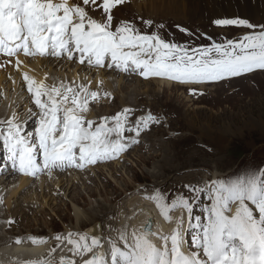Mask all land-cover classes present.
Returning <instances> with one entry per match:
<instances>
[{
    "label": "snow or ice",
    "instance_id": "1",
    "mask_svg": "<svg viewBox=\"0 0 264 264\" xmlns=\"http://www.w3.org/2000/svg\"><path fill=\"white\" fill-rule=\"evenodd\" d=\"M124 2L0 0V55L15 57L17 70L23 64L21 55L55 57L96 69L107 67L126 74L137 73L144 79L157 77L182 84L219 82L264 70V25H254L238 15L217 18L213 23L218 27L253 31L236 40L189 49L155 33L141 34L128 22L122 21L113 28L112 10ZM89 7L102 10L106 19L100 22L90 16ZM144 23L151 26L152 22ZM257 27L259 31H255ZM180 31L187 32L183 28ZM23 79L37 109H29V116L35 119L34 132L26 131L27 120L21 122L15 112L0 121V147L7 154L11 171L21 175L51 177L56 170L83 171L118 159L140 143L143 132L160 123L150 112L133 121L131 108L102 117L96 123L87 114L90 103L100 99L98 91H91L84 84L61 82L49 86L26 72ZM103 95L111 97L109 92ZM185 188L189 195H177L170 203L159 191L144 197L155 204L165 222L174 224L170 234L152 231V221L131 231L126 225L116 230L115 238L107 240L109 248L104 252L99 236L89 238L69 232L55 237L57 245L49 257L66 243L71 246L73 257L91 254L83 264H264V169L213 179L204 187ZM201 196L208 203L199 209L200 214H194ZM177 211L180 215L174 217L172 214ZM189 234L191 248L186 249ZM154 240H159V245ZM30 242L40 245L47 240L34 237ZM15 243L22 241L16 238ZM59 264L76 261L61 256Z\"/></svg>",
    "mask_w": 264,
    "mask_h": 264
},
{
    "label": "rangeland",
    "instance_id": "2",
    "mask_svg": "<svg viewBox=\"0 0 264 264\" xmlns=\"http://www.w3.org/2000/svg\"><path fill=\"white\" fill-rule=\"evenodd\" d=\"M163 5L165 6L166 4ZM95 11L99 13V10ZM100 12L102 15L96 19L103 22L106 18L101 10ZM112 15L113 28L118 26L120 21L128 22L141 34L152 35L155 33L167 42L185 45L189 49L209 46L213 42L223 43L225 39L236 40L253 31L242 27H218L213 23L215 19L226 16L202 19L200 21L194 18L189 20L180 18L181 20L178 22L174 18L179 17L178 15L167 14L171 20L165 23L162 9L158 10L157 13H150L145 12L142 8H131V6L114 8ZM118 15H121L122 18L114 20ZM131 16L136 19L143 18V20H131L129 18ZM238 16L247 19L254 25H264V19L255 21L256 19H250L241 14ZM147 19H158L163 22V27L156 25L146 26L144 21ZM180 28L186 29L187 32L180 31ZM259 30V27L255 29V31ZM187 34L191 38L188 39ZM9 59L13 60L15 57ZM28 60L31 59L28 57ZM68 62L74 63V61L70 60ZM13 64L14 62H5L7 67ZM12 69L9 70L13 73L17 74L19 72ZM90 69L94 74L98 72L97 70L102 69H107L108 72L117 71L106 67L101 69L91 67ZM10 71H7L8 74L6 72L7 77ZM117 72L122 74L124 80L120 83L121 86L114 87L113 93L106 90L101 84L92 86L90 90L98 91L100 94L109 92L111 95L118 94L119 98H126L128 94L142 93L141 88L144 85L138 87L134 83V78L142 82L159 81L153 77L144 79L137 73L126 74L120 71ZM112 74L115 73L112 72ZM117 76L118 74H115V77ZM20 80L22 81L21 78ZM167 81L172 87L169 89L165 88L163 94L158 95L154 99H149L151 101L142 98L143 100H139L141 102L137 101L135 104L124 101L125 105L123 106L118 104L108 106L107 99L101 95L98 102L90 103L91 113L89 111L87 118H94L91 120L96 121V123H99L100 119L97 121L95 117H112V113L121 112L122 107L126 105L145 103L146 107H143L140 111L141 116L150 112L159 118L161 125L159 127L160 132H157V130L143 132L140 137V143L122 154L118 159L89 166L83 171H75L80 174L88 173L83 177L86 183H82V181L77 182L78 184L76 183L78 186L77 192L80 196L79 204L81 206H78L81 207L80 210L91 211L98 205L97 203L109 206V202L113 198L119 199L115 202L112 201L113 203L110 205L117 203L116 205L124 208L126 207L124 204L126 199L139 190H142L143 194L148 196L153 195L157 191L151 188L153 184L161 186L158 191L170 203L177 196L175 193H178V195H189L185 185L198 182L199 187H204L206 183L213 179H228L249 170L264 169V70L257 69L251 73L219 82L182 84L175 81ZM21 83L24 95L31 97L25 84ZM137 91L139 93H136ZM193 92L195 93L194 95L192 94ZM148 105L160 110L155 112ZM114 109L115 111L111 112ZM31 122L32 124L29 123L31 127L26 128V131L31 130V132H34L35 119L33 118ZM156 126L157 124L152 125V127ZM212 134L215 136H212ZM163 135H174L175 137L171 141L166 139V137L163 138ZM154 139L164 141H161L162 144L151 143ZM145 140H150V142L148 141L147 144L143 145ZM164 158L167 163H164ZM163 163L164 165H162ZM103 165L105 169H101ZM92 169L95 172H92ZM163 171L166 174L168 173L166 179L159 177L160 172L165 173ZM0 173V177L4 176L3 172L0 171ZM94 173L99 178L95 177ZM44 175L48 176L47 174H42L41 177H44ZM19 176L26 177L21 174L17 177ZM51 176L53 177V174ZM52 177L48 176L49 179H52ZM113 188L117 189L116 192H113ZM89 190L95 191L93 197H87ZM106 191H109L108 194H105ZM148 191L149 193H147ZM98 192L101 195H98ZM52 197L56 198V206H54L60 212L54 216L51 210L44 209L45 214H47L40 218V211L43 208L38 205L37 214L33 215L30 213V218H35L34 220L38 218L39 220L35 221L33 225H30L32 224L30 223L29 226L32 227L23 228L20 233L28 234L29 230H42L40 235L32 234V237L28 235L27 238H44L47 240V249H49V245L57 243L55 240L57 235L65 236L67 232L85 235L89 233V229L94 227V225H102L99 221H90L89 224L85 225L86 227L81 226V229H77V231L72 230V228L76 227V223L75 218H73V208L70 207L71 205L66 207L68 199H61L56 192L53 193ZM200 199L197 202L194 214H200L199 209L208 203L204 196H201ZM0 204L2 205L1 207L5 206L4 202ZM4 209L7 210L6 207ZM11 225L8 222L6 223L7 231L13 229L14 232H19L18 228H10ZM186 239L188 240L189 248H191L190 234ZM56 245H52L51 248L56 247Z\"/></svg>",
    "mask_w": 264,
    "mask_h": 264
},
{
    "label": "bare ground",
    "instance_id": "3",
    "mask_svg": "<svg viewBox=\"0 0 264 264\" xmlns=\"http://www.w3.org/2000/svg\"><path fill=\"white\" fill-rule=\"evenodd\" d=\"M79 2L80 0H70V3ZM163 4L166 5L164 6ZM119 6H131V8H142L145 10V12L150 13H157L158 10L162 9V11H164L165 23L171 20V18H169L170 16H168L167 14H172L173 16L178 15L179 17H174L175 19H177L178 22H180L181 19L189 20L191 18H194L197 21H200L202 19L224 16L229 17L234 15L237 16L240 14L250 19H256L255 21H260L264 19V0H125V2ZM119 6H117L116 8H118ZM88 11L90 16H92L93 18L97 17L98 13L94 9L89 7ZM119 18H122V16L118 15L114 18V20H117ZM129 18L131 20H143V18L136 19L133 16ZM145 21H151V26H160L163 24V22L158 19H147ZM187 37L188 39L191 38L188 34ZM29 58L31 59V57ZM42 58L43 59H39L38 57H36L31 60H28V57H24L23 55H21L19 59L23 61L24 66L19 72L17 71L18 73L16 74L11 72L5 65V62L9 61V59L5 57H0V65H3V67H0V121H4L10 118L12 113L15 112L21 122L27 120L28 125H30L29 123L32 124L31 120L33 118L29 116V109H31V107L28 102V98H26V96L22 92L21 82L23 80H20V78L23 77L25 72L28 73L29 76L35 79L37 82L43 81L46 85L49 86L53 84L58 85L59 83L63 82L66 85L73 86L84 84L91 88L92 86L99 84V81H103V87H105L106 90L112 93L114 92V87L121 86L120 83L124 80L122 74L118 73L117 71L108 72L107 69H102L97 70L98 72L94 74L90 67L80 66L78 62L70 63L64 59H58L55 57ZM15 60L16 58L11 62H14L15 64ZM6 68L8 72L10 71L8 77L6 76L7 71L4 73ZM112 72L118 74V76L115 77V74H112ZM134 83H136L138 87L140 85H144V87L141 88L142 93L135 94L132 92L133 94H128L126 98H119L118 94L111 95V97H107L108 106H113L114 104L123 106L125 105L124 101H126V103L135 104L137 101L141 102L139 100H143L142 98H145L146 100L154 99L158 95L163 94V90L165 88L169 89L172 87L169 82L163 80L142 82L137 78H134ZM139 91H137L136 93H139ZM143 107H146L145 103L137 105H126L124 106V108H122V110L125 108L133 109L134 115L132 117V120H135L137 117L141 116L140 111ZM149 108L155 112H158L160 110L159 108L155 109L151 106H149ZM113 111H115V109L111 112ZM160 125L161 123L157 124L156 127L151 126L150 130L145 132H151L153 130H157V132H160ZM126 135H131V133H126ZM213 135L214 134H212V136ZM164 137L172 141V138H174L175 136L163 135V138ZM148 141L150 142V140ZM148 141L145 140L143 145L147 144ZM161 141L164 140L157 141L156 139H154L153 141H151V143L162 144ZM0 153L4 154L3 157L5 156L7 158V154L3 151V149L0 150ZM163 161H165L164 163H167L165 158L163 159ZM164 163L162 165H164ZM0 168L2 167L0 166ZM101 169H105V166L103 165ZM92 172H95V170L92 169ZM12 173L13 172H10L9 169L5 171V174L7 175H1L2 177H0V199L4 200L2 202H4L5 204L4 207H1L2 205L0 204V264H30V262H39L48 259L53 260L54 264H58L61 256L76 259V264H83V260L89 259V257L91 256L90 253L88 255H85L83 258H81L80 256L73 257L72 253L69 251V248L71 246L67 245L66 243L61 245L60 248H57V251L53 253L51 257H49V254L47 252L43 253L44 255H38L44 245H33L30 242L31 238H27V236H31L32 234L40 235L42 230H29L28 234L20 233L23 228L32 227L29 226L30 223H32L30 225H33L35 221L39 220L38 218L37 220H34L35 218H30V213H32L33 215L37 214L38 205L43 208L40 211V218L47 214H45L44 209L48 211L51 210L54 216H56L58 212H60L58 209L56 210L55 208L56 198L52 197L53 193L55 192L61 199H68V202L66 203L67 205L64 204L66 205V207L71 205L70 207L73 208V218H75L76 227L74 229L72 228V230L77 231V229H81V226L89 224L90 221H99L102 224L94 225V227L90 226L91 228L89 229V231L98 232V234L101 233L99 237L101 238V241L104 244L103 249H105V252L108 251L109 247L107 244V240L109 238H115L117 236L116 230L123 229L126 225L128 227V230L131 231V229L134 227L141 228L148 221H152V231L162 232L164 234H170L172 228L174 227V224H169L163 220L155 204L151 200L144 198L148 195L143 194L144 192H142V190L135 192V194L127 198L124 203L126 207L124 208L119 207V205H116L117 203L115 205H110L119 199L113 198L109 202V206H104L101 203H97L98 205L96 204V207H94L91 211L86 212L85 210H80L81 207H78L81 205L79 204L80 196L77 192V182L82 181V183H86V180H84L83 177L88 174L87 172L84 174H80L75 171H55L53 173V177L51 176L52 179H49L48 176L44 175V177H38L35 180L33 178V180L31 181L29 176L17 177L19 174L15 176ZM161 173L162 172H160V176H158L162 179H166L168 173ZM94 175L96 174L94 173ZM95 177H97V175ZM154 177L156 179L155 175ZM190 185L193 187L199 186L198 182L191 183ZM160 187L161 186L157 184H153V187L151 188L153 190L158 191ZM112 190L113 192H116L117 189L113 188ZM88 192V198L94 196L95 191L89 190ZM108 192L109 191H106L105 194H108ZM147 193H149V191ZM175 194L178 195V193ZM98 195L101 194L98 192ZM5 207L7 208V210L4 209ZM172 215L174 217L179 216L180 212L177 211ZM10 220L14 221L10 228H18L19 232L16 233L13 231V229L11 231H7L6 223ZM101 226L103 227L101 228ZM68 233L69 232L65 233V236ZM85 235L90 238L94 237L90 233H87ZM16 238L21 239V247L33 252L28 253L24 250L22 252L13 250L12 246L16 244ZM154 242L157 243V245H159L160 243L159 240H154ZM31 246L37 248H31ZM21 247H18V249H20ZM186 249H189V244L186 245Z\"/></svg>",
    "mask_w": 264,
    "mask_h": 264
},
{
    "label": "water",
    "instance_id": "4",
    "mask_svg": "<svg viewBox=\"0 0 264 264\" xmlns=\"http://www.w3.org/2000/svg\"><path fill=\"white\" fill-rule=\"evenodd\" d=\"M101 251H103V250H101Z\"/></svg>",
    "mask_w": 264,
    "mask_h": 264
}]
</instances>
